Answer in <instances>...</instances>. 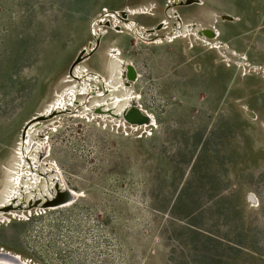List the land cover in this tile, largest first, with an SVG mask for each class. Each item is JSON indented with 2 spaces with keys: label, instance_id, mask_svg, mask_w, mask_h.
<instances>
[{
  "label": "rangeland",
  "instance_id": "obj_1",
  "mask_svg": "<svg viewBox=\"0 0 264 264\" xmlns=\"http://www.w3.org/2000/svg\"><path fill=\"white\" fill-rule=\"evenodd\" d=\"M169 1L0 0V262L264 264V0ZM105 9H149L131 18L168 29L148 39L103 18L86 66L107 52L110 92L127 94L122 71L130 92L85 109L68 72ZM58 107L31 143L48 147L42 178L21 179L27 201L12 205L26 123Z\"/></svg>",
  "mask_w": 264,
  "mask_h": 264
},
{
  "label": "bare ground",
  "instance_id": "obj_2",
  "mask_svg": "<svg viewBox=\"0 0 264 264\" xmlns=\"http://www.w3.org/2000/svg\"><path fill=\"white\" fill-rule=\"evenodd\" d=\"M188 1H192V2H190V3H188ZM188 3V4H185V5H194V6H197V7H199V8H204L205 7V3H204V1L203 0H170L169 1V5H168V7H167V9H169V8H171L172 9V11L174 12L175 10H176V7H180V6H182L183 5V3ZM106 10V9H105ZM146 10V9H145ZM145 10H142V13L141 12H137V10H132V9H128V10H126V9H121V11H118V10H111V11H109V10H106V11H103V12H101L98 16H96V17H94V25H93V27L92 28H90V32H89V34H90V37H91V40H92V42L94 43V45L93 46H91V45H88L87 47H85V48H83L76 56H75V59H74V63L72 64V66H71V68L69 69V72H68V74H69V82H68V85L66 86V87H68V86H71L73 83H77L76 85H77V88H76V90H78L79 91V93L76 91V92H74V93H76L74 96H75V101H82V102H85V105L83 106L82 105V107H84L85 109L87 108V106H88V104L87 103H89L90 102V100L91 99H93V98H95V100H96V98H104V96H105V94L107 93V92H110V89H109V87H110V85L107 83V81H109V79H111V75H109V73H108V70H107V59L110 57L108 54H107V52L106 53H104V56H103V58H102V60H101V67L99 68V69H91V68H87V66H86V64H87V62H88V58H90V56L89 57H87V55H86V53H90V49H93L94 47H95V45H96V42H98V41H100L101 39H102V35H101V31H103L104 30V28L106 27L105 25H104V19L103 18H105V17H112V18H114L115 20H116V23H119L120 21V19H123V22H124V24H125V28L128 30V31H130V32H134V33H136V34H138V35H142L143 37L145 36V35H147V37H148V39H152L153 38V36L151 35V33L152 32H154V31H158V30H160V29H162V30H166V29H168V28H165L164 27V23H165V20H163V21H161L160 23L161 24H159V26L158 25H156V26H152L150 29H148V28H146V27H144V26H142V25H139L138 23H137V21H135L134 19H132L131 18V16H133V15H137V14H145V13H148V11H149V9H147L148 11H145ZM122 11H123V13H127V15H123V13H122ZM136 12V13H135ZM169 14V13H168ZM176 13H174V15H175ZM177 14H178V12H177ZM138 16V15H137ZM140 16V15H139ZM154 16V15H153ZM134 18H137V17H134ZM178 18V17H177ZM225 18V17H224ZM226 18H227V16H226ZM231 18V17H230ZM229 18V19H230ZM233 18V17H232ZM232 18H231V20L229 21V23H235V22H233V20H232ZM228 19V18H227ZM104 20V21H103ZM167 20H168V18H167ZM239 20V19H238ZM172 21H173V23H175V24H178V25H181V21L178 19V20H175V19H172ZM223 22H227V21H223ZM93 24V23H92ZM96 24V25H95ZM169 24V23H168ZM207 32L209 31L208 29H205ZM162 33V32H161ZM216 34V33H215ZM214 35V34H213ZM210 37V36H209ZM155 39V38H154ZM219 39H220V36H218L216 39H215V41H210V44H214V43H216V44H218V41H219ZM206 40H208V39H206ZM209 41V40H208ZM215 45V44H214ZM228 46V45H227ZM215 47H218V48H221V46L219 47L218 45H216ZM107 48V47H106ZM228 49V48H227ZM111 50V49H110ZM94 51H96V47H95V49H94ZM93 51V52H94ZM107 51V50H106ZM92 52V53H93ZM91 53V54H92ZM116 54V53H115ZM110 59V58H109ZM112 61H111V64L110 65H112L114 68H116V67H118V62L116 61V59L114 60V59H111ZM83 68H87V70L85 71V72H82V70L81 69H83ZM81 70V75L80 76H78L77 74H78V70ZM99 72H101V74L99 73ZM80 73V72H79ZM103 73V74H102ZM120 74L122 75V76H120ZM120 74L118 75V76H115V79H118V83H119V86H117V87H119L118 89H119V91L120 92H126L127 94H121V95H115L114 93L115 92H113V91H111L110 93H112V95H115L116 97H118V98H120V97H123L124 99H125V97L127 98V96L129 95L128 93L130 92V90H128V86H126V84L124 83L123 84V71L122 72H120ZM79 78H81V79H79ZM136 78V77H135ZM78 80H83V82L82 81H78ZM135 80V79H134ZM96 82V83H95ZM134 82V81H133ZM93 85H96V87H97V89L96 88H94L95 86H93ZM101 86H103V88H104V90H101L100 89V87ZM79 87H82L83 89H80ZM86 87V88H85ZM112 87V86H111ZM110 87V88H111ZM115 88V87H114ZM133 88V85H132V87H130V89H132ZM117 89V88H116ZM115 89V90H116ZM82 90H84V93H82L81 91ZM102 92V93H101ZM110 93H107V95L108 96H110ZM70 94V93H69ZM68 94V95H69ZM65 95H66V93H65ZM67 95V96H68ZM71 95H73V93L71 94ZM70 95V96H71ZM102 95V96H101ZM125 96V97H124ZM65 97V96H64ZM62 98V97H61ZM67 99V98H66ZM123 99V100H124ZM63 100H64V98H63ZM68 100V99H67ZM72 100V99H71ZM120 100V99H119ZM65 101V100H64ZM63 101V102H64ZM92 101V100H91ZM99 101H101V100H97V102H99ZM118 102V101H117ZM59 103V102H58ZM66 104V103H65ZM65 104H63V105H65ZM78 104V103H77ZM77 104H75L74 103V105H73V107L72 108H74V107H77ZM62 105V104H61ZM70 105H72V104H70ZM69 105V106H70ZM56 106H57V104H56ZM61 108V107H60ZM59 107H58V111H57V115H54L56 112H54L53 111V116L52 115H50V117H48V115L45 117V115L46 114H48L47 112L46 113H44V111H41V112H39V113H37V114H34L29 120H28V122L26 123V126H25V128H24V131H23V134H22V136H21V144H20V151H21V160H22V163L25 165V166H27L28 168H24V167H22V169H20V170H18V174H17V177L15 178V187H17V189H14L13 188V186H11L10 187V192L11 193H13L14 194V196L16 197V199L15 200H10L9 202L13 205L14 204V202L16 203V202H18V201H20L21 202V204H24V201H27L26 200V197H24V194L22 193V188H21V186H20V183L22 182V180L21 179H23L24 178V181H29V180H31L30 182L32 183V181H38V179H41L42 177H41V175L38 173V171L40 170V161H41V157H42V155L44 154V152L46 151L47 152V148L48 147H46V149H41V151H38L37 152V150L36 149H34L33 148V146H35L36 144H38L40 141H41V139H43V137L45 136V131L47 130V128L45 129L44 128V130H42V129H40V127H42L43 126V123H44V121L46 120H50L51 118H53L54 116H55V118H58L60 115H65L67 112H63V111H61V109H60ZM63 108V107H62ZM71 108V107H70ZM78 108V111L77 112H79L80 113V108L79 107H77ZM52 109H53V107H52ZM50 110V109H49ZM57 110V109H56ZM67 110H68V108H67ZM76 112V113H77ZM74 113V111H72V113H71V115H70V117H77V115L75 114H73ZM144 113V112H143ZM250 113V112H249ZM69 114V113H68ZM131 115H130V117L132 116H134V113H133V111H131V113H130ZM145 114V113H144ZM248 114V113H247ZM251 114V113H250ZM254 115V114H253ZM255 117V116H254ZM46 118V119H45ZM135 118H138V116H135ZM142 118H143V116H142ZM142 125V124H141ZM139 126V125H138ZM142 129H143V127H142ZM39 131V133L38 134H36L37 132ZM40 132H42V134L40 133ZM31 134H34L33 136H31ZM48 134V133H47ZM46 134V135H47ZM31 143L33 144V146L31 147ZM48 146V145H47ZM42 151H44V152H42ZM49 151V150H48ZM36 153H38V154H36ZM43 153V154H42ZM49 153V152H48ZM46 154V153H45ZM51 156V155H50ZM27 158H31V160L30 161H28L27 160ZM50 158V157H49ZM36 159V160H35ZM42 162V161H41ZM43 164V163H42ZM34 168V169H33ZM29 169V170H28ZM43 169V168H42ZM25 170V171H24ZM58 171V170H57ZM43 172V171H42ZM52 172V171H51ZM45 174V173H44ZM23 175V176H22ZM49 176V173H47L46 174V176H44L43 178H44V181L46 182V184H44L45 185V187L46 188H48V186L49 185H52L53 184V182H54V179L53 178H49L48 177ZM49 179V180H48ZM40 181V180H39ZM43 181V182H44ZM14 183V182H13ZM13 183H11V185L13 184ZM30 184H28V186H29ZM37 185V184H36ZM27 186V185H26ZM45 187H43V189L45 188ZM32 190H30L29 191V193H28V195H30L31 197H34V196H41L40 194H41V192L40 193H38V194H36L35 192H34V189H33V185H32ZM36 188V187H35ZM38 189V188H37ZM52 188L50 187V188H48V191L51 193V194H53V193H55L54 192V190L52 191L51 190ZM27 190V189H26ZM39 191H41V190H39ZM43 191V190H42ZM1 192V191H0ZM26 193H27V191H26ZM72 193V192H71ZM1 194H2V192H1ZM4 194V193H3ZM27 195V194H26ZM44 195V194H43ZM1 197H3L2 195H1ZM48 197V196H47ZM49 198V197H48ZM8 201V200H7ZM0 203H2L1 201H0ZM49 203L50 202H48L47 201V203L46 204H44V206H46V205H49ZM26 204H28V203H26ZM22 206V205H21ZM21 206H17V207H15V208H17V209H22V207ZM30 208V205L28 206V209ZM53 208V207H52ZM8 209H10V208H8ZM8 209H2V206L0 205V214L3 212V211H8ZM3 214V213H2ZM6 213H4V215H5ZM3 217V216H2ZM3 218H5V217H3ZM9 253V252H8ZM11 253V252H10ZM9 255V254H8ZM11 258L15 261V262H17L18 264H38V263H36V262H32V261H30V260H28V259H26V258H23V257H21L19 254H15V253H11ZM14 256V257H13ZM17 257H19L20 258V260H22V261H20L19 260V258L17 259ZM2 260H4V259H2ZM19 260V261H18ZM5 261V260H4ZM14 261H12V262H14ZM11 263V264H16V263ZM9 264H10V261L8 262ZM0 264H7V262L5 261V263L4 262H0Z\"/></svg>",
  "mask_w": 264,
  "mask_h": 264
}]
</instances>
